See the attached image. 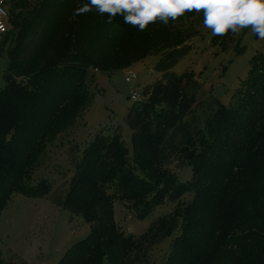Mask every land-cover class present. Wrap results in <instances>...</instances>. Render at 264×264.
<instances>
[{"label":"trees","instance_id":"obj_1","mask_svg":"<svg viewBox=\"0 0 264 264\" xmlns=\"http://www.w3.org/2000/svg\"><path fill=\"white\" fill-rule=\"evenodd\" d=\"M87 2L39 0L21 16L16 0L5 1L0 211L12 193L22 192L45 196L89 223L90 232L56 264H97L102 258L103 264H149L152 246L174 229L170 219L157 217L138 237L125 234L114 223V197L144 218L166 198L189 194L181 230L161 264H207L217 243V264H264V53L253 57L234 105L216 101L203 130L190 109L195 94L180 95L188 74L173 70L192 43L162 33L160 21L141 31L120 15L109 23L94 8L77 15ZM150 47L161 49L153 65L160 76L124 117L130 147L119 125H105L78 156L74 136L94 100L96 74L128 66ZM185 146L192 157L177 158ZM55 149L67 153L72 173L52 190L48 177L33 175ZM174 158L176 168L191 165L188 182L166 166Z\"/></svg>","mask_w":264,"mask_h":264},{"label":"rangeland","instance_id":"obj_2","mask_svg":"<svg viewBox=\"0 0 264 264\" xmlns=\"http://www.w3.org/2000/svg\"><path fill=\"white\" fill-rule=\"evenodd\" d=\"M38 1L16 0L18 15L29 13ZM161 27L162 33H172L173 37L178 35L180 40L192 43L173 70L178 75L188 74L182 80L180 95L189 97L195 94L190 109L196 113L198 125L204 130L216 101L228 107L234 105V95L248 75L253 57L257 53H264V40L259 39L250 28L242 29L239 33L229 31L222 36H213L203 25V12L196 11L186 12L176 20H169L167 25L162 23ZM149 50L146 56L128 66L96 74L94 100L84 111L83 121L74 136L78 156L87 141L105 125L113 126L112 129L119 125L122 139L130 147L131 130L124 117L135 102L146 98L145 88L160 76L153 65L161 49L150 47ZM7 64L5 49L0 56V86L4 84L3 73ZM131 73L136 74V79L125 81V77ZM133 93L137 100L130 98ZM48 155L50 160L34 173L33 180L48 177L53 183V190L70 177L72 161L63 149L51 150ZM176 157L189 159L192 151L185 146L176 153ZM177 158L166 166L176 173L179 181L188 182L192 167L186 162L176 168L180 163ZM190 198L189 194L177 201L166 198L147 216L137 218L127 203L114 197V223L123 233L138 237L157 217L170 219L174 229L152 246L147 256L149 264H161L172 239L181 230L184 206ZM90 229V224L81 217L52 203L45 196L33 198L22 192L12 193L0 211V264H56L65 250L84 238ZM221 249L217 243L212 250L213 259L210 257L207 264H217L220 256L215 259L214 252ZM104 259L96 263L103 264Z\"/></svg>","mask_w":264,"mask_h":264},{"label":"clouds","instance_id":"obj_3","mask_svg":"<svg viewBox=\"0 0 264 264\" xmlns=\"http://www.w3.org/2000/svg\"><path fill=\"white\" fill-rule=\"evenodd\" d=\"M93 8L97 14L107 15L109 23L120 15L124 23L141 31L150 23L160 21L167 25L169 20H176L186 12H203V25L213 36L250 28L264 40V0H88L75 13L81 15ZM6 16L7 12L0 8V17ZM5 30L0 21V31Z\"/></svg>","mask_w":264,"mask_h":264},{"label":"built area","instance_id":"obj_4","mask_svg":"<svg viewBox=\"0 0 264 264\" xmlns=\"http://www.w3.org/2000/svg\"><path fill=\"white\" fill-rule=\"evenodd\" d=\"M5 1L6 0H3V2L0 3V8H3L7 12V16L6 17H0V21H3V23L5 24V29L6 30L5 31H0V35L5 33L8 30V22H7V20H8L9 16H8V11L6 9ZM135 79H136V74H134V73H131V74H129V75H127L125 77V81H127V82H132ZM130 98L137 100V96L134 93L130 96Z\"/></svg>","mask_w":264,"mask_h":264}]
</instances>
